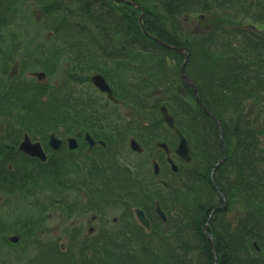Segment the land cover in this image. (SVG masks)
<instances>
[{
	"label": "trees",
	"instance_id": "trees-1",
	"mask_svg": "<svg viewBox=\"0 0 264 264\" xmlns=\"http://www.w3.org/2000/svg\"><path fill=\"white\" fill-rule=\"evenodd\" d=\"M11 1L18 2L17 0H0V33L3 30L11 32L9 40L0 36V54L3 56L8 55L7 57L10 58L12 54H17L16 48L19 50L17 60L19 65L34 67L37 64L52 71V65L47 58L37 55L31 61V58L26 59L23 56L26 50L25 45L21 46L19 44L21 41H17L15 33L17 32L16 29L22 32H27L28 29L18 27L13 21L14 18L10 16V13L13 15L18 13L20 6H11ZM37 1L46 15L54 13L59 8L67 11L68 7L69 9L72 7L67 6L66 0ZM80 1L78 0L79 3ZM84 1L86 4L82 5L81 9L75 7V10L83 11L81 17L90 16L89 20L94 17V21L106 20L109 22L117 15L113 12L103 14L101 10L110 8V5L105 3L98 5L99 12L92 13L91 0ZM141 2L146 7L143 21L149 33L171 44L183 43L190 45L195 52L197 51L194 56L192 54L188 68L196 67L199 75L198 88L200 95L208 109L220 116L223 121V137L226 143L238 146L236 149H232V152L238 155V177L244 183L243 188H239L238 194L246 202V208H248V203L250 205V222L254 216H258L260 219L264 215V182L260 180L258 174L252 175V169L255 166L252 157H254V150L260 144L257 128L261 127L263 107L258 106L262 104L258 101H261L260 95H264V80L263 76L258 75L257 67L250 60V33L253 31H250V28L245 26L240 28L241 24L239 23L242 21V24H244L246 20L250 22V18H252V20L264 25V0H141ZM95 7L97 6L94 5ZM220 11L223 13H220ZM193 12L204 14V17L200 19L206 22L209 21L211 26L209 25V29L202 35L192 33L191 35H186V37L185 26L180 16L193 14ZM124 16L128 20V25L137 23L135 17L131 18L126 14ZM46 22L43 27L44 30L59 32L71 29L67 28L71 23L64 15L56 17V19L53 17L52 21L49 19ZM234 25L236 28L229 29ZM84 29L85 25L82 26V30ZM130 32L136 34L135 38L143 40V48L151 46L164 52L168 51L175 56L178 64L181 56L177 52L164 48L148 38L138 28L136 30L131 28ZM230 36L233 39H230ZM254 40L264 44V38L254 37ZM6 41H10V43L5 44ZM5 46L8 49L13 47V50L7 52L8 50L5 51ZM129 47L131 46L127 42V48ZM128 51H132V48H129ZM16 59L13 58L14 61ZM250 65L252 71L250 70ZM4 83L0 77V94L3 92ZM54 89L53 86L52 88L50 86L46 87L41 83L31 84L29 101L17 104L21 108L29 107L31 113L25 120L19 119V128H16L15 124H10L11 120L9 119L4 123V126L13 131L20 130L23 127L30 133H32L31 130L35 129H54L58 119L55 116L58 112V103L55 99ZM43 95H47L48 98L46 100L43 99ZM250 102L257 104V114L256 112H250ZM188 104L190 107L193 106L192 102V106L190 103ZM168 106L175 114L194 110L193 108L189 109L185 103L178 105V103L168 102ZM200 111L201 109H198V112ZM64 127H69V125H64ZM192 127L194 128V126ZM183 129L188 135L192 131H196V129L192 131L186 128ZM249 150L250 161L248 159ZM226 162L221 166H225ZM213 163L214 160H211L207 167L208 182L209 171ZM198 164L199 162H197ZM247 166L250 167V177L245 169ZM192 167L193 172L187 187L188 190L178 188L173 194H168L169 199H166L161 189L157 191V197L164 205L166 211L169 212L170 209H174L180 213V217L171 216L166 225H162L159 221L152 222L149 232H146L140 226L128 231H109L107 236H103L105 235L103 234L101 238H97L99 240L102 239L101 244L97 245L99 240H96L94 244L83 248L80 247L77 258L64 252L65 258L55 264H213L215 256L212 245L201 227L216 202L211 199L209 203L205 198H202L197 179L200 178L198 167L195 164ZM58 169L52 168L50 172L55 173ZM178 175L183 180L185 179L181 167ZM211 188L214 191L212 185ZM139 190L141 191L140 193L135 192V196L131 197V204L145 207L143 202L145 198L143 195L144 191L141 188ZM224 191L226 193V190ZM227 193L232 194L228 191ZM172 198L177 201L170 205L167 201L170 202ZM124 200L126 203H130L129 199L126 198ZM217 213L218 209L214 211L210 218V225L216 223L215 217ZM253 222H256L255 219H253ZM191 225L194 228L189 232L187 230ZM4 229L7 231L6 233L11 231L9 226ZM208 229L210 230V228ZM30 231V227L22 231V239L26 238ZM3 233L0 227V237L3 236ZM188 233L191 234V239L188 238ZM3 239H0V243L7 242L6 239ZM216 249L218 253L222 249L218 242H216ZM195 251H197L195 255H190V252L193 253ZM219 259L218 264H227L225 257L224 259H221V257Z\"/></svg>",
	"mask_w": 264,
	"mask_h": 264
},
{
	"label": "flooded vegetation",
	"instance_id": "flooded-vegetation-1",
	"mask_svg": "<svg viewBox=\"0 0 264 264\" xmlns=\"http://www.w3.org/2000/svg\"><path fill=\"white\" fill-rule=\"evenodd\" d=\"M131 36L133 37L135 34L129 33L127 35L130 43L134 40ZM96 44V41H92V47L73 48L71 50L72 56H65L64 58L65 65L71 63V66L70 73L64 68L60 71L59 76L58 112L55 116L59 119H57V125L60 126L53 131L61 139L59 148L55 150L58 161L56 163L52 158L48 161L49 155L45 145L43 147L48 159L39 161L50 166H54V164L61 167L71 166V175L76 179V182L84 181L89 182V184L102 185L110 178H119L122 174L128 176L127 170L132 167L138 172L135 177L137 180L142 182L146 179L151 185H158L159 178H154L151 170L148 171L143 162H150L152 167L153 162L157 161L160 165L165 166L167 164L170 168L166 152L158 145V137L166 138L165 141L169 145H173L176 137L175 147H171L170 155L175 161L183 163L189 169V163L175 154L178 136L173 129L167 127L162 120L161 113L137 111V103L143 101L141 96L142 83L145 78H148L142 70V49L132 48V51H128L129 48L125 47L93 46ZM136 50L141 51L135 52ZM95 74H99L96 75V79L102 86L105 85L104 82L108 84L112 90L113 98H110L106 91L100 90L98 82L95 83L93 80ZM150 81L152 85L155 84V81ZM17 83L24 86L25 80L23 78L17 79ZM152 93L156 94L158 90ZM12 95L14 98V94ZM150 95L149 92L147 96ZM19 102L25 103L18 97L13 100V105L10 108L0 106V118L10 120L22 118L25 120L28 111L25 107H19L17 105ZM64 125H69V127H64ZM5 130V128H0V193L2 191L7 199L2 202L0 195V215H8L11 223H16L12 225L14 227L25 222L31 205L29 199L30 170L32 167L40 166V164L36 163V157H31L20 150L19 143H10L14 140L20 141V137H11L16 135L19 130L8 129L7 133H2ZM26 132H21V135L28 134ZM168 135L172 138L167 137ZM69 136L74 138L76 142V146L73 148L68 145L67 138ZM202 136L201 148H197L194 142L188 138L191 155L192 150L196 149L214 151L215 156L218 155L219 146L222 150V144L219 140L217 142L214 133H203ZM207 137L209 138L206 139ZM134 142H138L142 150L134 148ZM262 166L263 168L254 171L264 174V163ZM168 173L173 178L171 173ZM203 178L205 179V174ZM218 183L221 184L219 181ZM78 192L80 193H76L73 210L78 213L76 215L81 221L79 228L88 233L90 227L97 221L96 216L93 214L86 221V224L82 217L87 214L86 212H93L91 211L93 203L85 197L86 191L81 192L78 188ZM44 197L46 196L44 195ZM62 198L63 188L62 184L59 183L53 198L54 201L49 202V204L51 209L55 211L58 209L60 215L63 205ZM224 213L220 214V223L207 225L206 228H210V232L217 238L222 249L228 247L229 250H232L239 236H242L240 238V242H242L244 236L250 235L251 225L250 223H225ZM242 213L234 214V216L238 218ZM61 217L58 220V227L62 222ZM112 220L116 221L117 219L115 217ZM247 220H250V216ZM204 226L201 228L203 229ZM253 252V249L250 248V254Z\"/></svg>",
	"mask_w": 264,
	"mask_h": 264
},
{
	"label": "rangeland",
	"instance_id": "rangeland-1",
	"mask_svg": "<svg viewBox=\"0 0 264 264\" xmlns=\"http://www.w3.org/2000/svg\"><path fill=\"white\" fill-rule=\"evenodd\" d=\"M21 1H22V3L11 1L10 5L11 6H13V5L20 6V11L18 13H16L15 15L10 13V16H12L14 18L13 21L15 22V24L18 27H20V28L25 27V28L28 29V31L27 32H22V31H19V30L16 29V31H17L15 33L16 34V38H17V41H21L19 44L24 43L25 48L26 47H31L30 50L35 52L36 42L39 43L40 39L45 38L44 35H45V31L46 30H44L43 27H44V24L47 23L46 22L47 20L43 16V11H42V8L40 7V5L37 6V4H36V3H38L37 0L36 1H34V0H32V1L31 0H25L24 2H23V0H21ZM68 4L70 6H72L71 9H69V7H68L67 11L66 10H62V11L65 13V18L70 19L74 23H77V26H75V27L68 26L67 28H72L73 34L76 35L75 39H77L79 41V44L83 48L91 47V42H92V38L93 37H95L97 40L101 39L102 41H105V38L101 36V32L102 31H107V32H111L112 33L111 36L115 39L114 45H121V40L123 38L127 37V35L129 34L128 33L129 31H128V28H127L128 20L125 18L124 15L119 16L118 18H115V24H114V26L112 28H106L104 30L102 26L93 27L89 23L90 22V20H89L90 16H82V17H80V16L77 15V13L75 11V7L81 9V6L86 4V2L84 0H81L80 3L78 2V0H74V1L68 0ZM93 6H94V0H93ZM220 13H223V12L220 11ZM247 22L248 21L244 22L242 27L247 25ZM253 23H255L256 26L259 27L262 30V33H264V25H262V23L256 22V21L252 20V18H250V24H253ZM85 24L87 25L89 30H87V29L86 30H82L81 29L82 26L85 25ZM209 25L211 26L209 21L206 22L203 19L201 20L199 18V13L198 12H195V13L193 12V14H190V17L188 18L187 22L184 25L186 27L185 28L186 29L185 36L186 35H191L192 34L191 31L195 30L196 28H198V33H195V34L202 35L203 32H205L206 30L209 29V27H210ZM124 29H125V32L123 31ZM229 29L232 30L234 28L230 27ZM6 31L7 30H3L0 33V36L9 40L10 37H11V32H6ZM230 39H233V37L230 36ZM9 43H10V41H6L5 42V44H9ZM142 43H143V40H140L139 44L137 46L142 48V46H141ZM47 45H49V44H47ZM106 45L108 47H110L109 42H107ZM21 46H23V44ZM5 48H6L5 51L8 50L7 52H11L13 50V47L8 49L7 46H5ZM151 48L152 47L150 46L149 49H147V50L149 51ZM152 49L155 51L153 53H156L158 55V57L160 56L162 58H165V57H163L161 55H168L166 57V59H168V60L165 61V64H164V68L165 69L163 68L162 70H160V73H162L163 75L168 76L169 78L173 79L174 82H176V77H175V75H173L174 68H176L175 67L176 61L173 58V55H171L168 52L167 53L166 52L159 53V51H163L161 49H154V48H152ZM15 51L18 54L19 50L15 48ZM137 51H141V50H136L135 52H137ZM144 51L145 50H142V53H144ZM17 54H12L10 58L7 57L8 55H4L3 58L1 57V59H2L1 61L4 63V65H3L4 70H2V73H0V77L2 78V80L5 83L6 82H13L14 79H20L21 76L23 78H26V76H27V70L25 72L20 71L19 64L17 62H14V60H13V58H17L18 59L19 54L18 55ZM36 65L34 67H31V68L33 70H35L34 68L36 67ZM36 69H39V68H36ZM62 69L63 68H60V69L58 68V69L52 70L51 71L52 72L51 75L45 81V83L46 82L49 83V86L51 88H52V86L55 88L53 90L55 95L59 94V90H58V88L60 86L59 76H60V71ZM188 69L192 70L191 67H189ZM49 86H47V87H49ZM158 87L159 88L162 87L160 83L158 84ZM154 89H156V88L154 87ZM171 90H172V92L173 91L178 92L179 89H178L177 84H175L174 87H172ZM212 125H213V129H215V124H212ZM257 129L259 131V135L261 136V139H263L262 142H261V145H262V144H264V127H260V128H257ZM167 137L172 138V136H170V135H168ZM143 163L147 167V169L149 170L150 167H151L150 162L144 161ZM238 190H239V186H238ZM238 190L236 192H234L235 193L234 197L236 199L230 198L231 200L229 202V206L226 208L227 211H226V213L223 214L224 221L228 220V221H231L232 223H235L237 218L234 216V214L235 215H239L240 214V207H239L241 205L240 201H243L244 199H242L239 196ZM249 192H250V190H249ZM235 203H239V206H238V204H235ZM103 209H104V212L102 213V217L103 218L97 219V221H95V224L98 227V229H99V227L101 225V220H102L103 223H105V221H104V219H105L107 221V226H108L109 229L112 228V230H119L120 228H123L126 231L129 230V228L127 227V220H129V218H130L129 209L125 208L120 203H118V206L117 205L112 206L111 204L110 205H105L103 207ZM31 212H32V214H39V212L37 210H34V209H32ZM93 214H95L96 217H99V215L101 214L100 209L97 208L96 211H93L91 213L85 214L83 216V218H82V220L84 221L85 224L87 223L86 221H88ZM113 216H118V217L121 216L122 218H119L120 221H118V223L114 224L113 222L110 221ZM57 223H58V219L57 218L50 219L48 221V224L51 225L50 231L49 232L40 231L41 232L40 240L41 241H45V240L50 241V240H52V242L55 245L53 237H61L62 238L61 240L65 241L64 252L66 251L67 254L72 253V255L75 258H77L78 252H79V247L77 248L76 245L72 246V244H70V241L67 242L66 236H64V235H66L65 234L66 232H62V231L61 232H57L55 230L56 228L54 227V225H56ZM203 225H205V223ZM14 227H16V226H14ZM63 228H65L64 223H62V229ZM103 230H105L104 226L101 227V231H103ZM2 231H4V229H2ZM4 233H6V231H4ZM101 233L102 232H95L90 237H92L94 235L95 236H99ZM31 237H32V240H35V235H32ZM28 238H29V234L27 235V238H24V240L27 241ZM89 243L90 242L88 240H84L82 245L83 244H89ZM250 243H251V241H250ZM7 247H10L9 249L11 251H17L18 250V247L16 245H14V244H11V245H9ZM67 247H69V248H67ZM26 248H28L29 251L25 252V253H21L18 256L20 259L27 260L29 258V256H31V258L36 260V262L38 264H46V262L42 260L43 257L39 256L40 253H38L39 251L41 252V247L36 248L30 242V245L27 246ZM250 248H251V246H250ZM43 249H44V247H43ZM54 252H55V254H57L56 246H54ZM1 253H2V257L3 258H5L6 256H10V253L7 252V250H3ZM59 256H60V259H62V258H65L66 255L64 253H62ZM25 263L26 262H24V261L20 262V264H25ZM2 264H7V263L4 260V261H2Z\"/></svg>",
	"mask_w": 264,
	"mask_h": 264
},
{
	"label": "water",
	"instance_id": "water-1",
	"mask_svg": "<svg viewBox=\"0 0 264 264\" xmlns=\"http://www.w3.org/2000/svg\"><path fill=\"white\" fill-rule=\"evenodd\" d=\"M127 3L129 4H136V2L134 1H128ZM141 8L143 9V7L141 6ZM144 14V9L142 11V13L139 14V20L141 21L142 19V16ZM144 32L146 34H148L150 37H152L155 41L159 42L160 44L166 46V47H169V48H173V49H176L180 52H184L185 54V60L184 62L182 63L181 67H180V71L182 73V77L186 80H189V78L187 77V75L185 74V71H184V67L187 63V61L189 60V56H190V49L187 48V47H178V46H175V45H170V44H167L166 42H164L162 39L158 38V37H155V36H152L150 35L144 28ZM35 75L38 77V78H41L44 76V73L42 71L40 72H36ZM93 80L95 81V83H97V79H96V75L93 77ZM195 93H196V87L194 85V83L190 82ZM101 88H103V86L98 82L97 83ZM111 95V94H110ZM196 97V101L199 103V104H202L201 102V99L198 97L197 93L195 95ZM204 111L207 112L206 108L203 107ZM160 110L164 116V119L166 120V122L173 128H175V130L177 131L178 135H179V144H178V147L176 149V152L179 153L183 158H185L186 160H190V156H189V153H188V145H187V139L186 137L182 134V132L180 130H178L175 126H174V118L168 113L167 111V108L164 106V105H161L160 106ZM69 146L70 147H73L76 145V142L73 138H69ZM50 144L53 148H57L60 144V140L58 138L55 137V135L52 133L50 135ZM159 145L165 147V149L167 150V152H169L168 150V147L167 145L164 143V142H161L159 143ZM21 148L22 149H25L28 153H30L31 155H38L40 156L42 159H45V154L41 148V145L39 142H31L29 137L28 136H25L24 140L21 142ZM171 161V159H170ZM172 163V168L173 169H177L176 165L171 161ZM154 169H155V172L158 171V165L155 163L154 164ZM156 211L163 217V219H165V214L164 212L161 210L159 204L157 203L156 205ZM135 212H136V215L138 217V220L140 221L141 224H143L144 226H146L148 229H149V220L146 218L144 212L142 209L140 208H136L135 209ZM12 240H16L17 238L16 237H11Z\"/></svg>",
	"mask_w": 264,
	"mask_h": 264
},
{
	"label": "bare ground",
	"instance_id": "bare-ground-1",
	"mask_svg": "<svg viewBox=\"0 0 264 264\" xmlns=\"http://www.w3.org/2000/svg\"><path fill=\"white\" fill-rule=\"evenodd\" d=\"M32 182L37 186V187H39V185H38V183L37 182H39V180H38V178L37 177H33V179H32ZM0 195H1V199H2V202H5L6 201V199H7V197H5L4 195H3V192L1 191V193H0ZM40 212L43 214L44 212H45V207L43 206V205H40ZM68 216V217H71V216H73V212L68 208V211H64V212H61V215L59 214V211L58 212H56V214H55V216L57 217V216ZM0 216H5V217H7V215L6 214H3V215H0ZM27 217V216H26ZM7 220H8V217L6 218ZM27 221H30V218H25ZM61 221L63 222V221H65V219H61ZM12 224L13 223H11V222H8L7 223V226H9V228H10V230L11 231H14L13 229H12ZM6 226V227H7ZM2 229H4L5 227H3V226H0ZM33 229H35L34 228V226H33ZM4 231H5V229H4ZM3 231V232H4ZM24 231V230H23ZM105 232V231H104ZM106 233V232H105ZM104 233V234H105ZM16 235V236H12V235ZM3 237H7L8 239H10V240H12L11 239V237H16L17 239H16V241H18V242H20V243H24L25 245H26V247L27 246H29L30 245V242H29V239H32V237L31 236H29V238L27 239V241H25L24 239H22V237H21V235H19V232L15 229V232L13 233V232H8V233H3ZM27 238V237H26ZM36 240V239H35ZM49 241L47 240V241H45V242H43L42 244H41V242H38L39 244H41V246H36V245H34L33 244V246L34 247H36V248H39V247H41V252L39 251L38 253H40V255L39 256H42L43 258H42V260H47L48 258L47 257H49L50 255H51V252H49L47 249H46V244L48 243ZM16 245V244H15ZM54 246H56V245H54ZM25 247V248H26ZM43 247H44V249H43ZM64 248L65 247H57L56 246V252H58V253H60V254H62V253H64ZM67 248H69V247H67ZM26 250H28V248H26ZM29 251V250H28ZM53 251H54V248H53ZM60 251V252H59ZM66 252V251H65ZM38 257V256H37Z\"/></svg>",
	"mask_w": 264,
	"mask_h": 264
}]
</instances>
